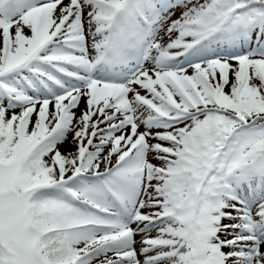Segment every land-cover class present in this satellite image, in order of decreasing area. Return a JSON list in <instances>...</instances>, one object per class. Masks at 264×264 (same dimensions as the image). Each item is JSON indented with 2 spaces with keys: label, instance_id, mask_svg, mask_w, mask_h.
<instances>
[{
  "label": "snow or ice",
  "instance_id": "1",
  "mask_svg": "<svg viewBox=\"0 0 264 264\" xmlns=\"http://www.w3.org/2000/svg\"><path fill=\"white\" fill-rule=\"evenodd\" d=\"M0 264H264V0H0Z\"/></svg>",
  "mask_w": 264,
  "mask_h": 264
}]
</instances>
